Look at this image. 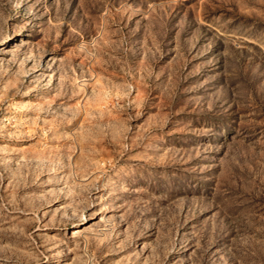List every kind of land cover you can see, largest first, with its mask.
<instances>
[{
	"label": "rangeland",
	"instance_id": "374dc122",
	"mask_svg": "<svg viewBox=\"0 0 264 264\" xmlns=\"http://www.w3.org/2000/svg\"><path fill=\"white\" fill-rule=\"evenodd\" d=\"M0 264H264V0H0Z\"/></svg>",
	"mask_w": 264,
	"mask_h": 264
}]
</instances>
